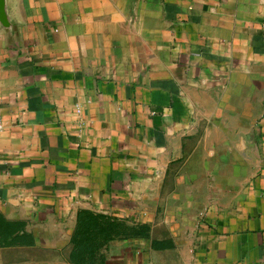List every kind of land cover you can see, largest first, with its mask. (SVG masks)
Listing matches in <instances>:
<instances>
[{
	"label": "crops",
	"instance_id": "obj_1",
	"mask_svg": "<svg viewBox=\"0 0 264 264\" xmlns=\"http://www.w3.org/2000/svg\"><path fill=\"white\" fill-rule=\"evenodd\" d=\"M9 11L0 264H264V0Z\"/></svg>",
	"mask_w": 264,
	"mask_h": 264
},
{
	"label": "water",
	"instance_id": "obj_2",
	"mask_svg": "<svg viewBox=\"0 0 264 264\" xmlns=\"http://www.w3.org/2000/svg\"><path fill=\"white\" fill-rule=\"evenodd\" d=\"M0 23L10 30L15 28L9 11V0H0Z\"/></svg>",
	"mask_w": 264,
	"mask_h": 264
},
{
	"label": "built area",
	"instance_id": "obj_3",
	"mask_svg": "<svg viewBox=\"0 0 264 264\" xmlns=\"http://www.w3.org/2000/svg\"><path fill=\"white\" fill-rule=\"evenodd\" d=\"M77 110L79 111L80 108L77 106ZM4 124H3V121L2 119L0 118V130L3 128ZM139 264H151V263H139Z\"/></svg>",
	"mask_w": 264,
	"mask_h": 264
}]
</instances>
